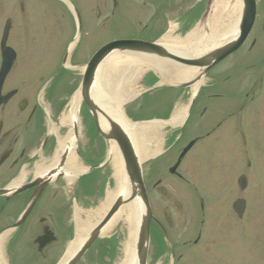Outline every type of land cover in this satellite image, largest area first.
Returning <instances> with one entry per match:
<instances>
[{
    "label": "flooded vegetation",
    "instance_id": "obj_1",
    "mask_svg": "<svg viewBox=\"0 0 264 264\" xmlns=\"http://www.w3.org/2000/svg\"><path fill=\"white\" fill-rule=\"evenodd\" d=\"M255 2L246 41L208 73L207 94L195 97L186 121L192 118L191 130L173 139H151L156 153L139 160L147 204L136 203L134 252L145 218L147 235L140 247L145 264H264V0ZM173 4L182 33L198 16L200 1L0 0V264L33 254L46 260L52 242L42 243L65 233L66 201L86 217L116 188L113 143L101 137L84 107L79 117L86 124L78 123L72 145L66 141L68 128L61 123L68 110L66 72L75 90L81 67L104 46L158 41ZM147 8H153L149 18ZM144 16L147 21L137 22L138 31L135 17ZM120 29L135 35L120 39ZM165 93L167 105L181 98L178 92ZM190 143L188 153L197 144L208 149L236 145L244 165L241 161L239 171H226L217 152L219 171L200 176L183 168L188 153L180 160ZM253 145L255 179L249 174ZM66 151L67 161L75 158L81 170L72 183H66ZM119 162L128 189L124 160Z\"/></svg>",
    "mask_w": 264,
    "mask_h": 264
},
{
    "label": "bare ground",
    "instance_id": "obj_2",
    "mask_svg": "<svg viewBox=\"0 0 264 264\" xmlns=\"http://www.w3.org/2000/svg\"><path fill=\"white\" fill-rule=\"evenodd\" d=\"M207 4V3H206ZM206 4L200 16L197 20L194 19L191 24V28L187 34L183 37L181 35L176 36L175 30L172 28L160 39L159 43L169 46L172 50L185 54V55H199L205 53L215 47L217 44L221 43L224 37L228 38L229 31H231L236 23L237 12L239 10V0H214L212 10L209 15H204L206 11ZM202 27L204 32H202ZM127 61L125 65L121 63ZM147 61V60H146ZM143 58L138 56H120L117 55L113 57L108 63L104 64L105 68L109 73H104L99 79V88L96 96V100L100 103L101 106L116 120H118L122 125L128 129L132 135V139L137 146L141 158L151 156L152 152V143L153 139L150 134L146 135L148 131H157L159 126L165 123L157 124H134L130 120L126 119L123 115L121 107L122 105L133 100L137 94V91L133 89L132 85H128V81L135 78L137 75L135 70L138 68L141 69L138 64L147 63ZM152 63L157 62H150ZM111 65V66H110ZM160 65L155 66L159 68ZM136 68V69H135ZM113 73V70H115ZM120 69L121 71H117ZM164 71L169 75V83H177L179 81H184L194 76L195 70L187 68H178L176 66H164ZM202 84L199 82L196 86L193 87V93L196 92L198 87ZM80 103L79 95H76L70 102V108L66 111L65 116H63L61 123L66 122V128L68 132L66 133V141H69L72 145L70 138L73 133V125L78 123V105ZM185 112L184 109L180 107L174 112L173 117L169 124L171 127H177L180 125L184 119ZM157 142V141H156ZM63 143V139H59V145ZM158 145V144H157ZM112 156L114 158L113 163L115 167V178L117 180L116 188L109 192L106 195L105 200L99 206V208L92 212L87 213L85 220L82 221L80 218L82 216L79 211H75V235L74 239L70 241L66 247L65 254L60 262L64 264L69 257L78 249V247L85 240L86 236L90 232V229L97 223L98 220H101L105 213L107 212L108 207L113 202L115 194L123 190L125 183L121 171H119L118 164L119 157L117 150L112 147ZM67 172H70L69 182L72 183L73 177L81 173V170L78 168V164L75 158L70 157L67 163ZM74 175V176H73ZM72 181V182H71ZM126 212V214L124 213ZM124 213L125 219L122 218ZM80 216V217H79ZM123 220L124 223L128 225V237L123 247V258L118 264H135V252H134V243L136 238V228L138 225V214L136 202L129 203L120 209L114 217L107 223V225L101 230L100 237L108 236V234L116 227L120 220Z\"/></svg>",
    "mask_w": 264,
    "mask_h": 264
},
{
    "label": "water",
    "instance_id": "obj_3",
    "mask_svg": "<svg viewBox=\"0 0 264 264\" xmlns=\"http://www.w3.org/2000/svg\"><path fill=\"white\" fill-rule=\"evenodd\" d=\"M241 1V15L236 26L232 29L229 37L222 40L221 43L209 51L199 55H185L172 50L169 46L160 43H147L136 40H124L110 43L100 50H98L91 60L84 68L82 81L76 95L80 97V103H83L90 113L96 130L106 142L113 141L117 148L121 160H124L127 174V182L130 183V188H123L114 202L112 203L108 212L104 217L96 223L91 229L85 240L78 247V249L69 257L64 264H77L81 258L88 252L95 241L100 238L101 230L114 217V215L129 203L136 202L142 207L147 204L144 186L141 180L140 162L137 155V150L132 138L127 129L110 116L109 113L96 100L97 75L100 68L107 59L115 53L132 54L148 58L152 61L162 60L164 62H171L178 68H187L196 70V74L185 82H178L168 84L178 90L190 89L197 85L204 77L220 62L225 60L235 51H237L247 39L255 20L256 3L255 0H240ZM214 0H207L206 11L204 15H209L212 10ZM73 96L72 99L75 97ZM194 98H192L190 107L188 108L187 116L190 114ZM74 136H77V124L73 125ZM193 146L190 143L180 155V160L185 156L189 149ZM68 158V151H66V161ZM67 168V162H66ZM70 172L66 169V178L70 179ZM243 182V178L240 179ZM126 184V183H125ZM127 185V184H126ZM143 210V209H142ZM148 226L145 218H142L139 224L138 246H136V263L145 264V254L141 252L140 247L144 241V236L147 231H144V226ZM52 240H47L42 243L45 246ZM61 262V261H60ZM60 264V263H59Z\"/></svg>",
    "mask_w": 264,
    "mask_h": 264
},
{
    "label": "rangeland",
    "instance_id": "obj_4",
    "mask_svg": "<svg viewBox=\"0 0 264 264\" xmlns=\"http://www.w3.org/2000/svg\"><path fill=\"white\" fill-rule=\"evenodd\" d=\"M197 1L201 2L202 8L199 10L198 16L195 18L196 20L200 16H202L201 14L204 10L205 3H206V0H197ZM89 6H91V4ZM176 9H177V6L176 5L174 6V4H173L171 6L169 12H168V15L166 16L165 34H166V32H168L169 30H171L173 28L176 32V36L181 35L184 32L183 35L181 36V37H183L185 34H187V32H189L190 29H192L191 28L192 26H188L187 29L183 30L181 33L180 27H179L181 15L175 14ZM130 10L132 12H134L135 9L131 8ZM152 11H153V8H147V10L144 12V15H146V17L149 18L152 16V13H153ZM239 11H240V7H239L237 14L239 13ZM135 15H138V14L136 13ZM237 17H239V15H237ZM120 19H121V16H120ZM140 20L141 21H147L145 16L143 17V19H142V17L141 18L135 17L134 24L136 25V29L138 31L141 30L140 26L137 25V22ZM142 27H143V25H142ZM202 32L205 33L203 27H202ZM80 33H81V31L79 30V26L78 27L75 26V35H79ZM134 35H135L134 33H131L127 29H120L119 30V38L120 39L121 38H130L131 36H134ZM84 44H85V39H84V37H82V39L80 41V45L78 47L79 51H80V49H82L84 47ZM88 52H89V49L86 48L84 50V53L88 54ZM120 56H127V55H120ZM126 62L123 61L121 64L125 65ZM164 63H166V66H168V67L174 66L171 62H163L162 61L161 62L162 67H163ZM141 64H143V63L140 62V64H138V66L141 69L138 68L137 70H135V72L137 74L135 76V78H132V80H129L127 83L129 86L131 84L133 89L136 90L137 92L140 91V93H141L142 91H144V94L141 95V98H138L136 101L134 99L133 100L134 102L132 101L133 103H131V104L126 103V104L122 105L121 108L125 112L124 115L128 119H132L133 122L135 121V116H137V118L145 119L147 121H149L151 118L168 119L169 117L173 116L174 112L177 109V104H173L171 107H170V105H167V103H168L167 97H166V103H165L164 99H165V96L167 95L165 93V91H167V90L163 89V87H162L164 84L160 81L161 77H159V75L157 73L158 68H155V66H154L155 64L153 63L152 64L153 66L149 65V66H144V67H141ZM222 64L223 63H220L218 65V67L221 66ZM143 65H145V64H143ZM109 70H110V68H108V70L105 68L103 74L106 73V76H107V73H109ZM114 71H116V69L113 70V73H115L117 75V73ZM117 71H121V70L118 69ZM161 71H162L163 75L166 74L165 78L167 80H169V75L167 74V72H165L162 68H161ZM68 80H69V77H68V74L66 72V106L68 105V102L74 93V85L67 82ZM129 82H130V84H129ZM236 89H237V87H236ZM199 91H200V96L207 94V92L209 91L208 82L206 80H204V83L200 87ZM178 93H179L178 95L183 96L182 98L184 100L189 98L191 95V92L189 90H185L183 92V94L181 92H178ZM171 98H174V96H171ZM169 99H170V96H169ZM141 100H142V104H141ZM140 104L142 107H140ZM138 108H139V110H138ZM195 112H196V110H194L193 115ZM192 122L193 121L191 118L190 122L189 123L187 122L184 127L182 126L181 129H179L178 127L169 128L168 127L169 125L168 126L163 125V126H161L162 128L159 127V129H157V131H154V132L147 130L146 135L150 134V136L153 137L152 141L162 140L165 138V136L167 139H173V138H175V136L178 132H180L179 134L183 135L185 133V131L191 130ZM79 123L80 124H86V121H85L83 116H81ZM263 123H264V120H263ZM263 128H264V126H263ZM182 139H183V141H185L183 144H185L187 140L184 138V136L182 137ZM152 146H154V144ZM155 146H158L157 143H155ZM255 148L256 147L253 145L249 149V155H251V158H252V161L250 162L251 167L249 169V174L253 177V179H255L254 173L256 172V166H257L256 165V159H255L256 155L254 154L255 150H256ZM217 152L219 153L218 156L220 157L218 159V161L221 164L224 163L226 171H231V172L239 171L240 162L241 161L243 162L242 151H241V148L237 147L236 145L230 146V147H221L218 149L217 148L208 149L205 146L197 144L193 147V149L185 157V159L183 161V168L184 169H191L200 176L206 175V172H208V171H210L211 173L219 171L216 168V166L214 165V163L216 165L218 164L217 158H216ZM262 162H264V158L262 159ZM243 165H244V162H243ZM113 178H115V173L113 174ZM252 181L254 182V180H252ZM115 182H117V180H115ZM66 183H68V180H66ZM234 197H236V196H234ZM95 200H98V199H95ZM102 203H103V200L100 198L98 208H99L100 204H102ZM67 205H68V202L66 201V214L64 217V227L65 228H61V231L62 232L64 231L65 233L58 241L51 243L52 247L50 248V251L48 252L49 255H47L46 260H37V259H41V258H39L35 254H33V257H30V258H28V257L22 258V260H19V258H17L16 261H13L14 264H57V262L60 261L61 256H63V254L66 251V247H67L70 239L74 235L75 227H76L75 211H79V208H80V207L79 208L76 207L74 204L71 203L70 205L72 206L73 209H70V206L69 205L67 206ZM80 210H81V208H80ZM78 213H80V211ZM124 213L126 214V212H124ZM124 213L122 214L123 219H125ZM54 214H55V216H57L56 213H54ZM80 219L82 221H84L85 215L83 214ZM60 227H62V226H60ZM128 230H129L128 225L126 223H124L123 220L121 219L118 222V224L116 225V227L114 229H112V231L108 234V236L100 237L96 240L94 245L81 258V260L77 264H118L123 258V247H124V243L126 242L127 237H128ZM239 250L240 249L238 248V251ZM262 251H264V245H263Z\"/></svg>",
    "mask_w": 264,
    "mask_h": 264
}]
</instances>
